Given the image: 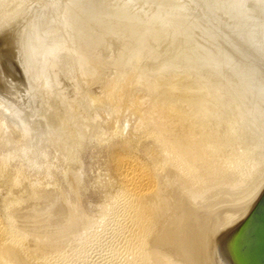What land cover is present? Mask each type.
<instances>
[{
  "label": "water",
  "instance_id": "obj_1",
  "mask_svg": "<svg viewBox=\"0 0 264 264\" xmlns=\"http://www.w3.org/2000/svg\"><path fill=\"white\" fill-rule=\"evenodd\" d=\"M55 40L97 60L91 102L114 104L149 65L252 141L234 177L162 181L150 258L264 264V0H47L0 33V102L29 128L54 104L36 63Z\"/></svg>",
  "mask_w": 264,
  "mask_h": 264
},
{
  "label": "rangeland",
  "instance_id": "obj_2",
  "mask_svg": "<svg viewBox=\"0 0 264 264\" xmlns=\"http://www.w3.org/2000/svg\"><path fill=\"white\" fill-rule=\"evenodd\" d=\"M46 1L47 0H0V33L6 30L11 25H13L14 23H16L17 21H19L21 18H23L30 12H32L34 9L45 3ZM86 58L88 59L90 58V61L92 60L94 61V59L91 58L90 56H87L84 53L58 40H55V42L40 58V60L36 63V66L54 101V104L30 128L26 126L19 118H17L10 110H8L0 102V164H2L0 167L2 169L5 166L4 167L5 173L2 171L3 169L2 170L0 169V174L1 172L4 173V174L2 173L3 175H0V204H1L0 218L5 217V213H6L5 205L7 202H9L7 200H11L13 197L16 198V196L18 198V196L20 197L21 194H22L21 196H23L26 192L32 195L33 191L31 192V190L34 191L37 190L38 192L40 189H42L39 191V193L41 194L42 191V194L44 193L43 196H46V194L48 195L50 193L52 194H50V196H46L48 198L45 197L39 198L38 202L40 201L41 202L38 205L40 206L41 203H43V205L41 206H44L45 210L42 209L43 207L41 206L39 207L37 205V208H39V210L36 209V214H37L36 219L39 216L40 218V219L38 218L39 221L44 220V222H48V220L50 221V219L53 218L54 225L53 224L51 225L55 226V228L59 227L56 228L57 229L56 232L59 235L66 232L63 235H60L59 236L60 238L58 237L60 239L59 240L60 243L59 242H58L59 244L56 242L53 243L54 247L52 246V250H51L52 253H55V251L56 253H58V255L55 258H58L60 256L63 258L60 257L57 260L54 259L52 264H58V263L59 264H111V263L121 264L122 262H123L122 264H124V259L122 257V254L119 255V253H117L116 255L118 257H116L114 255L115 253H113L114 248L116 249V247L118 248L120 247L117 245V241L114 240L115 239L114 235L113 236L111 235L113 234L111 233L112 231L110 230L112 225L111 223H113L112 222L113 218L111 214H109L108 211L109 209L107 207L106 208L104 207L105 202L107 204L108 197L113 195L114 192L116 191V188L115 187L111 188L109 183V181L110 182L112 181L113 177L116 178L115 177L116 173L112 169L114 165L113 155L115 156V153H117L118 150L122 148L124 145L128 146L129 144L128 140L134 139L135 145L133 144L132 146L135 151V154L138 157L144 158L147 156V152L149 150L155 148L154 145L155 143L151 138H147L137 133L136 125L137 123H139L140 118L139 116H137V114L128 110L127 107L118 109L119 111L121 110V112L118 111L117 114L115 113L117 110L116 111L112 110L113 108L112 104L91 102L93 89L95 85L94 80H95L97 68H96V63L91 64L89 60L85 61ZM84 61L86 63L89 62L90 66L94 64L93 67L95 68V71L93 70L92 72L94 74L90 73L91 70H89L88 72L86 71L87 70L85 69L86 63ZM94 62H97V60H95ZM147 67L137 77L140 79L136 78V80H134L132 83L133 85L131 84V86L127 88L126 91L129 96L140 99L144 98L145 96L146 99L148 97L155 99L157 98V94L154 93L155 94L154 95L151 92H149L150 90L147 89V87L150 86L149 84L153 83L152 88L154 87V85H156L158 87L157 89H159L160 87L158 85H161L158 84V82L171 83L173 80L174 82H177L179 84V81L177 80L175 81L173 77H169L168 75L161 72L157 68L155 69L154 67H151L149 65H147ZM89 69L91 68L89 67ZM141 75H144L145 77ZM162 77L163 79L166 77L167 80L161 81ZM150 78H152V80ZM169 78L172 79L169 81ZM146 79H148V81H150L151 83H149ZM144 80L148 82L149 86L144 85V83H146L144 82ZM140 81L142 83H140ZM138 82L140 83L141 87L140 85L137 84ZM135 83L137 85H135ZM156 86L154 87L155 89ZM178 86H183V83H181ZM147 91L149 93H147ZM60 124L63 125L61 126ZM116 127L118 128V130ZM66 130L69 131L66 132ZM129 137L130 138L132 137V139H130ZM248 140L250 141V139ZM117 141H119V143ZM151 143H153V145ZM141 146L142 148H140ZM145 149H147L148 151ZM109 157H113V159ZM26 170L30 172H27ZM17 174L18 175L22 174V175L18 176ZM49 174H51V176ZM21 176H23V178L19 179ZM24 178L27 182H24L25 181ZM7 179L9 181H7ZM18 179L19 181H17ZM11 180L14 182V184ZM30 180L31 182H28ZM16 181L19 184H17ZM23 182L26 183L25 184L26 186L22 185L24 184ZM15 183L17 186V190L20 191L21 194L18 191L17 192L14 191L16 190V187L14 186ZM30 185H32L34 189ZM7 186L9 192H7L8 191ZM9 186H11V188ZM12 186L15 189L12 188ZM18 186L20 187V190ZM29 186L31 187V190ZM39 187L41 188L38 189ZM43 189H46L45 192L43 191ZM54 189L56 191L54 192L51 191ZM57 190L60 194H58ZM11 191H13L12 196L10 194ZM28 194L26 193V195L24 196H27ZM30 194L28 195L29 197H31ZM57 194L59 196H57ZM51 195L53 197L57 196L56 198L54 197L55 200L52 199L53 202L50 200ZM7 196L11 197V199L9 197L7 198ZM47 199H49L51 202H49ZM3 202H5V205L3 204ZM48 203L49 205H47L48 206L47 207L46 204ZM70 205H72L73 207L72 206L70 207ZM47 208L48 210L50 209V212H52L51 215H49L50 212L48 210L46 211ZM66 208L69 209L70 211L67 210ZM102 208H104V210ZM40 210L42 211L40 212ZM76 210H80V211L77 212ZM58 211L60 212V214L56 213ZM64 212H66V214ZM67 212H69V214ZM63 213L67 215L64 217H69V218H64V217L62 218L63 215L62 216L60 215ZM73 213H75L76 215ZM101 213H103V216ZM71 214H73L72 215L73 218L79 216L78 218H81L82 220L79 219L77 221L78 223L76 222V224L74 223L75 225L72 226L73 223L71 224L70 223L71 220H69L70 218H72L70 217ZM82 214L83 217L81 216ZM108 214L109 217L107 216ZM40 215L44 216L42 217L43 219H41ZM45 216L46 218H48L49 216H51L52 218L49 217L48 220H46ZM104 216H107V218L104 219L105 218ZM59 217L61 218L59 219ZM83 218H85L84 222L85 220H87L86 222L88 224L83 223ZM88 218L90 219L88 220ZM102 218L103 221H101ZM108 218L111 219L107 220ZM54 219L59 223L55 222ZM62 220H63V224L61 223ZM66 221L71 226H69ZM107 222L110 224H108ZM55 223H57V225L59 224L60 225L57 226ZM83 225H85V227ZM61 226H63V228ZM64 227H66V229ZM75 227L76 229L78 228L77 230L75 229L76 231L70 229V228L74 229ZM60 228H62L64 231ZM58 230L61 232H59ZM81 230H83L84 232ZM75 232L79 236L76 235ZM83 233L85 235L84 237H82ZM68 234H70V236L72 235L71 237L73 238H71ZM67 236H69V238ZM61 237H64V240L63 238L61 239ZM109 238H112V240ZM70 241L72 242V244ZM112 241H115L116 244ZM77 242H81V243H77ZM56 246L59 247L57 248ZM74 246H76V248ZM55 247L57 248V250ZM61 247L62 249H60ZM58 249L60 251L63 250V252L58 251ZM65 254L68 255L65 256ZM71 254L73 257L70 256ZM114 258L118 260H114ZM120 260H122V262Z\"/></svg>",
  "mask_w": 264,
  "mask_h": 264
},
{
  "label": "bare ground",
  "instance_id": "obj_3",
  "mask_svg": "<svg viewBox=\"0 0 264 264\" xmlns=\"http://www.w3.org/2000/svg\"><path fill=\"white\" fill-rule=\"evenodd\" d=\"M87 60H89V62H91V64L96 63V65H97V62H94L95 59H94V61L92 59H91L92 61H90V58L89 59L86 58L85 61H87ZM89 62H87V63L85 62L86 63L85 69H87L86 70L87 72L89 70H91L90 73L94 74V73H92L93 70L95 71V68L93 67L94 64L92 66H90ZM89 67L91 69H89ZM83 68H84V66H83ZM141 76H144V75H141ZM163 77H162V80L160 79L161 81L167 80L166 79L167 76L164 79H163ZM137 79H140V78H137ZM150 79L152 80V78H150ZM171 79L172 78H169V81ZM146 80L148 81V79H146ZM146 80H144V82H146ZM174 80L176 81V79H174ZM148 82L151 83L150 81H148ZM148 82H146L147 84L144 83V85L145 86L150 85L149 87H151V88L147 87V89H149L150 90L149 92H151L152 94L156 93L157 98L154 99V98L148 97L146 99L144 96V98L140 99V98L129 96L127 91H125L119 97V99L114 103V105L112 104V106L114 108V109L112 108V110L113 111L117 110L115 112L117 114L119 111L118 109H121L123 107H127L128 110L137 114V116H139V118H140L139 123H137V125H136L137 133L139 135L145 136L147 138H151L153 140V142L155 143L154 144L155 148L152 147L153 149H151L149 151L147 149H145L148 151V152L146 151L147 156L146 157L143 156L144 158H141L135 154V151H134L133 146H132L133 144L135 145V142H134V139H132V137H133L132 136L131 138L129 137L132 140H128V142H129V144L127 143L128 146L124 145L122 148H120L118 150L117 153H115V156L113 155L114 165H113L112 169L116 173L115 174L116 178L113 177L114 180L112 179V181L111 182L109 181V183H110L111 188H114V187L116 188V191L114 192L113 195L108 197L107 204L105 202L104 207L105 208L107 207L109 209L108 210L109 214H111V216L113 218L112 219L113 223H111L112 225H111V229H110L112 231L111 233H113V234H111V235L112 236L114 235L115 239L114 238L113 239L115 241H117V245L120 247V248L116 247V249L113 247L114 248L113 253H115L114 255L116 257H118L116 255L117 253H119V255L122 254V257L124 259V264H158L156 261L151 259L150 256H151V251H152L153 238H154V234H155L154 230H155V225H156V221H157V212H158L159 203H160L159 198H160L161 189H162L161 185H162V181L164 179L172 177L175 174L180 173L182 171H185V172L190 171V172H196V173H201V174L207 173V174H212V175H217V176L223 175V176H228V177H234L235 175L243 172L249 166H251V157H252V154H251L252 141H251V139H250V141L248 140L249 138L246 137V135L242 132V130L238 127V125H236L233 122V120H231L229 118V116L225 112H223L224 110L222 111L220 106L218 104H216V102L213 99L209 98L208 96H206L204 94H200L199 92H197L193 88L189 87L188 85L185 86L183 84V86H178L181 84L180 81H179V84L177 82H174L173 80L171 83L170 82H165V83L164 82H161V83L158 82V84H161V85H158V86H160L159 89H157L158 87L156 85H154V87L156 86V89L154 87L152 88L153 83L148 85ZM140 83H142V82L140 81ZM140 83L138 82L137 84L140 85ZM173 83H176L177 85L173 84ZM137 84L135 83V85H137ZM140 87H141V85H140ZM149 92L147 91V93H149ZM119 112H121V110ZM60 125L62 126L63 124H60ZM111 125H113V124H111ZM117 130H118V128H117ZM67 131H69V130H66V132ZM93 139H94V137H93ZM106 139H107V137H106ZM136 139H138V138H136ZM117 142L119 143V141H117ZM150 142H152V141H150ZM151 144L153 145V143H151ZM138 147H139V145H138ZM140 148H142V146ZM142 154H144V153H142ZM113 157H109V158L113 159ZM71 160H73V159H71ZM77 162H75V163H77ZM1 165L2 164H0V166ZM42 165H44V164H42ZM55 165H57V164H55ZM4 167L2 168L3 170L0 167V169L3 172H4ZM57 167H59V166H57ZM26 169H28V168H26ZM3 172H1L0 175H3L5 173V172L4 173ZM27 172H30V171H27ZM40 173H42V172H40ZM20 175H22V174H19L18 176H20ZM27 175H28V173H27ZM49 175L51 176V174H49ZM111 177H112V175H111ZM21 178H23V176H21L19 179H21ZM19 179L17 181H19ZM24 180H25V178H24ZM7 181H9V180L7 179ZM17 181H16V183H17ZM24 182H27V181L25 180ZM28 182H31V180ZM16 183L14 185L16 187V190H14V191L17 192L18 190H17ZM20 183H21V180H20ZM13 184H14V182H13ZM17 184H19V183H17ZM25 184L26 183H24L22 185H25ZM30 184H32V183H30ZM27 185H29V184H27ZM19 186H21V185H19ZM30 186L32 187V185H30ZM33 186H35V185H33ZM9 187L11 188V186H9ZM31 187H30V190H31ZM12 188H14V187L12 186ZM40 188L41 187H39L38 189H40ZM46 189H43V191L45 192ZM7 190H8V186H7ZM11 190H13V189H11ZM19 190H20V187H19ZM40 190H42V189H40ZM21 191H22V189H21ZM32 191H33L32 195L29 193L31 195V197L28 196L29 194L26 191H24V192H26L28 194L27 196H24V195H26V193L23 196H21L22 194L20 193V191H18L21 195L18 193H16V194L20 195V197L18 196V198H17V196H16V198L13 197L11 199V197L7 196V198L9 197L11 200H7L9 202L6 201L7 202L6 205H5V202H3V204L6 207V213H5L4 218H0V264H52L54 259L57 260L58 258L61 257L60 256L58 258H55L58 255V253H56V251H55V253H52L51 250H52V246L54 245L53 243H55V242L58 243L60 240L59 236L65 234L66 232H64L63 234H60V235L56 232L57 231L56 228H59V227L55 228V226H53L54 222H53V218L51 216H49V217L52 218V219H50V221H52V222H50L48 220L49 217L46 218V216H48V215L45 216V219L48 220L49 223L44 222V220L39 221L38 220L39 216L36 219V215H37L36 209L39 210V208H37V205L41 202V201L38 202L39 198H41V197L48 198L46 196H50V194H52V193H50L48 195L46 194V196H43L44 193L42 194V191H41V194L39 193V191L37 192V190L36 191L31 190V192ZM51 191L54 192L56 190L54 189ZM70 191H72V190H70ZM7 192H9V190ZM12 192L13 191H11V193H10L11 196L13 195ZM49 192H50V190H49ZM57 192H58V190H57ZM47 193H48V191H47ZM10 194H8V195H10ZM54 194H56V193H54ZM58 194H60V193L58 192ZM58 194H57V196H59ZM54 197L51 195V198L50 197L49 198L52 201V199L55 200L56 197L55 198ZM47 200L49 202H51L49 199H47ZM42 202H43V199H42ZM64 202H63V204H64ZM3 204H2V206H3ZM41 205H43V203H41ZM44 205H45V203H44ZM47 205H49V203L46 204V206ZM71 206L72 205H70V207ZM76 206H74V207H76ZM41 207H43L42 209L45 210L44 206H41ZM3 208H4V206H3ZM72 209H74V208H72ZM102 209L104 210V208H102ZM47 210H48V208L46 209V211ZM67 210H69V209H67ZM41 211L42 210H40V212ZM48 211L50 212V209ZM76 211L78 212L80 210H76ZM76 211H75V213H76ZM51 213L52 212H50L49 215H51ZM56 213L60 214L59 211ZM64 213L66 214V212H64ZM64 213L60 215V216L63 215L62 218L64 216H67ZM67 213L69 214V212H67ZM75 213H73V214H75ZM73 214H71L70 217H72ZM90 214H92V213H90ZM101 214L103 216V213H101ZM109 214L107 215L108 217H109ZM40 216H41V219H43L42 217H44V216L43 215H40ZM81 216L83 217V214ZM107 216H104L105 218L104 217L103 218L106 219ZM78 217H74V218L72 217L69 219V220H71L70 223L71 224L73 223L72 226L75 225L79 219H81ZM60 218L61 217H59V219ZM64 218H69V217H64ZM90 218H88V220ZM103 218L101 221H103ZM55 219H54V221L59 223ZM84 219L85 218H83V223H87L86 222L87 220H85V222H84ZM110 219L111 218H108L107 220H110ZM57 220H58V218H57ZM81 220H80V222H81ZM41 222H43V223H41ZM57 223H55V224L57 225ZM61 223L63 224V220L61 221ZM101 223H103V222H101ZM51 224H53V225H51ZM67 224H68V222H67ZM108 224H110V223H108ZM59 225H57V226H59ZM64 225H66V224H64ZM69 226H71V225H69ZM83 226L85 227V225H83ZM61 227L63 228V226H61ZM66 227H64V228L66 229ZM62 228H60V229H62ZM70 229L74 231L76 229V227L74 229H72V228H70ZM79 231H80V228H79ZM81 231H83V230H81ZM59 232H61V231H59ZM75 234H76V232H75ZM68 235L70 236V234H68ZM76 235H78V234H76ZM82 235H83L82 237L85 236L84 233ZM104 235H107V234H104ZM69 236H67V237L69 238ZM100 236H101V234H100ZM102 236H103V234H102ZM62 238L64 240V237H61V239ZM71 238H73V237H71ZM71 238H70V240H71ZM109 239L112 240V238H109ZM115 241H112V242L115 243ZM74 242H75V240H74ZM77 243H81V242H77ZM71 244H72V242H71ZM111 246H113V245H111ZM74 247L76 248V246H74ZM57 248H56V250H57ZM60 249H62V247ZM58 251H60V250L58 249ZM68 251H69V249H68ZM60 252H63V250ZM71 252H72V250H71ZM79 252H81V251H79ZM76 253H78V252H76ZM66 255H68V254H65V256ZM70 256H72V254ZM61 258H63V257H61ZM65 258H67V257H65ZM114 260H118V259L114 258ZM120 261L122 262V260H120ZM113 264H115V263H113Z\"/></svg>",
  "mask_w": 264,
  "mask_h": 264
}]
</instances>
